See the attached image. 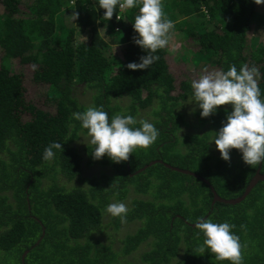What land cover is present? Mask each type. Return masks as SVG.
I'll list each match as a JSON object with an SVG mask.
<instances>
[{"label": "trees", "instance_id": "trees-1", "mask_svg": "<svg viewBox=\"0 0 264 264\" xmlns=\"http://www.w3.org/2000/svg\"><path fill=\"white\" fill-rule=\"evenodd\" d=\"M162 4L175 24L171 34L178 31L197 64L209 71L254 66L264 93L263 5L253 0ZM104 11L97 0H0V264H228L197 251L203 242L195 228L200 217L234 224L244 246L243 264H264V180L240 203L214 202L213 188L222 198H236L258 169L264 173V165L244 164L238 150L225 161L215 143L208 144L231 106L201 118L195 104L186 103L194 78L170 64L167 48L158 50L160 58L149 69H128L146 55L133 42L138 9L117 7L109 21L103 20ZM116 44L121 56L113 51ZM179 105L189 111L170 109ZM92 106H102L109 118L127 111L147 119L159 136L127 161L95 160L91 145L76 144L86 130L72 119ZM53 141L63 151L45 162L43 150ZM156 159L163 162L149 164ZM93 165L105 170L84 175ZM127 199L123 221L142 222L117 251L95 241L92 232L105 216L108 226L119 229L124 222L105 208ZM151 234L153 248L133 254Z\"/></svg>", "mask_w": 264, "mask_h": 264}, {"label": "clouds", "instance_id": "clouds-1", "mask_svg": "<svg viewBox=\"0 0 264 264\" xmlns=\"http://www.w3.org/2000/svg\"><path fill=\"white\" fill-rule=\"evenodd\" d=\"M99 9H103V20L109 21L121 10L138 9L132 22L135 45L146 55L139 62H130L127 68L133 71L149 69L159 60L158 50L169 46L174 22L163 11L162 0H97ZM257 5H264V0H253ZM72 22L77 15H71ZM118 18V17H117ZM119 19V18H118ZM260 72L256 67L235 64L227 71L203 70L198 78L191 81V94L186 103H194L200 110L201 118H208L218 112L220 106L225 108V120L218 131L211 132L208 144L214 142L221 159L230 160V152H240L244 164L252 167L264 165V93L258 85ZM191 111H195V108ZM72 119L80 122L81 136L85 143L92 146L91 155L95 160L107 156L111 161H127L129 155L137 149H147L159 136L154 123L137 117L127 111H120L109 118L102 106L88 107L83 112L73 113ZM138 125V126H137ZM63 151L61 143L53 141L43 150L45 162L54 160L57 151ZM105 212L112 217L126 218L128 207L123 202L109 203ZM236 226L228 221L214 222L211 218H197L195 228L202 234L203 242L197 247L200 255L205 251L214 254L217 261L228 264H243L239 236L233 229ZM243 227V225L241 226Z\"/></svg>", "mask_w": 264, "mask_h": 264}, {"label": "flooded vegetation", "instance_id": "flooded-vegetation-1", "mask_svg": "<svg viewBox=\"0 0 264 264\" xmlns=\"http://www.w3.org/2000/svg\"><path fill=\"white\" fill-rule=\"evenodd\" d=\"M90 96H88L89 98ZM123 98V101H128V98L127 96H124L122 97ZM173 109L176 113H187L189 111L188 108H186L185 106H171L170 109ZM147 109L143 110V111H146ZM82 135V134H81ZM79 143H82L83 145H87L84 141V137L83 136H80L79 139L76 141V144H79ZM163 142H162V146H163ZM161 151V150H160ZM156 160H159V159H156ZM155 161V160H153ZM100 167V165H93L89 168H84L83 169V174H89V176L93 177V176H100L101 175V172L100 170L98 169ZM260 170V169H258ZM116 201H114L113 203H115ZM123 203H125L126 205L129 204V199L127 200H124L122 201ZM213 207V205H212ZM124 223H122L120 225V228L116 230L115 226L111 225V226H108L107 225V221H106V216L104 217V221H103V225L101 228L99 229H96L92 232V238L95 240V241H103L107 244H112L113 248L115 250H119V249H122V239L126 236V234L128 232H131L136 226L139 227L141 225V220H138V219H134L133 221H123ZM170 225L171 227L173 226V221H172V217H171V220H170ZM194 225V224H192ZM129 230V231H128ZM187 236L185 235L184 231L183 232H180V241H181V244H183L185 242V238ZM155 241V238L153 236V234H151L148 239H146L145 241L141 242L139 245H138V248L136 250L133 251V254L137 253V252H140V251H143L144 249H146V247L148 248H153V244L152 242L154 243ZM151 243V246L149 245ZM28 254V250H26L23 254V258L26 257V255ZM132 256V255H131Z\"/></svg>", "mask_w": 264, "mask_h": 264}, {"label": "rangeland", "instance_id": "rangeland-1", "mask_svg": "<svg viewBox=\"0 0 264 264\" xmlns=\"http://www.w3.org/2000/svg\"><path fill=\"white\" fill-rule=\"evenodd\" d=\"M262 9V8H260ZM263 9H264V5H263ZM262 9V10H263ZM106 30L107 27L100 26V33L102 35H104V37L106 36ZM178 31L174 32L173 34H171V40H170V44L167 47L168 51H169V61L170 64H178L180 67H182V69H184L183 72V76L185 77H191V78H198V76L202 73L203 70H205L206 68H203L202 65L197 64L194 61V56H192V50H186L185 46H187V42H183V46L181 45V37H178V35H175ZM88 34V33H86ZM264 41V40H262ZM121 45L116 44L113 48V51H115V53L117 55L121 56ZM194 51V50H193ZM182 53V54H181ZM184 54V55H183ZM176 58H175V57ZM217 70H220L218 66H216ZM208 70V69H206ZM209 71V70H208ZM89 94H91V92H89ZM121 100L123 101V98H121ZM104 167L100 166L98 169L101 171H104L105 169H103ZM90 174V173H89Z\"/></svg>", "mask_w": 264, "mask_h": 264}, {"label": "water", "instance_id": "water-1", "mask_svg": "<svg viewBox=\"0 0 264 264\" xmlns=\"http://www.w3.org/2000/svg\"><path fill=\"white\" fill-rule=\"evenodd\" d=\"M156 162H163L162 160H155L150 162L149 164H154ZM167 167L174 169V170H178L180 172H184V173H188V174H193L195 176H198V174H195L194 172L187 170V169H183L180 167H175L172 166L170 164H166ZM148 168V164L145 165L143 168H140L139 170H137L138 172H141L145 169ZM264 180V173H262L260 170L256 173V175L252 178V180L250 181V183L248 184L247 188L245 189L244 193L241 196H238L236 198H222L218 192L213 188V192H214V202L218 201H222L224 203H230V204H237L242 202L248 195L249 193L252 191V189L258 184L259 181ZM27 254V253H26Z\"/></svg>", "mask_w": 264, "mask_h": 264}]
</instances>
